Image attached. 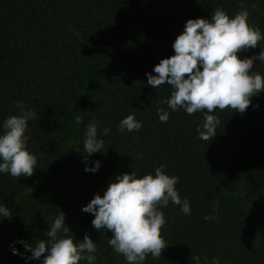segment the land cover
<instances>
[{"label": "trees", "instance_id": "obj_1", "mask_svg": "<svg viewBox=\"0 0 264 264\" xmlns=\"http://www.w3.org/2000/svg\"><path fill=\"white\" fill-rule=\"evenodd\" d=\"M241 4L248 23L264 28V0H0V124L20 113L17 101L37 113L26 131L27 149L37 157L33 175L17 180L0 174V204L12 212L0 220V264H41L43 255L26 260L13 255L10 244L29 257L13 242L47 239L59 212L74 242L88 234L96 243L95 264H126L108 245L111 232L95 230L94 217L81 209L116 176L154 175L161 164L165 174L179 177L175 188L191 214L171 203L160 209L167 247L143 264H194L192 255L201 264L214 257L219 264H264V92L243 114L216 110L220 124L209 143L196 132L203 113L172 112L161 103L170 87L152 89L145 76L174 54L172 43L188 19L210 20L218 7L232 17ZM260 50L264 40L237 55ZM252 71L264 75V65L254 61ZM157 109L169 112L166 123ZM133 110L142 128L119 133V121ZM93 118L99 130L111 129L102 137V153L88 158L100 162L94 174L84 171V154L77 152ZM52 189L47 206L43 193ZM207 215L217 218L206 221Z\"/></svg>", "mask_w": 264, "mask_h": 264}, {"label": "clouds", "instance_id": "obj_2", "mask_svg": "<svg viewBox=\"0 0 264 264\" xmlns=\"http://www.w3.org/2000/svg\"><path fill=\"white\" fill-rule=\"evenodd\" d=\"M241 10L234 16L222 8L212 11L211 19H188L183 31L172 43L174 54L161 59L152 68V73H145L147 86L157 89L167 84L170 97L161 100L162 104L172 112L183 110L191 116L203 113V121L197 126L198 138L211 142L216 136L220 120L214 114L216 110H230L243 114L251 104L252 98L264 92V75L252 71L254 61L264 65V50L252 57L238 58V53L247 52L258 47L264 40L260 29L248 23L249 12L241 4ZM256 8V5H251ZM20 109L18 115L4 119L0 124V174H8L17 180L20 177H31L37 165V157L27 149V125L36 118L37 113L25 109L23 101L15 105ZM258 107V105H257ZM132 114L121 119L117 125L119 133L139 132L142 122ZM160 122L166 123L169 112L157 109ZM77 123H81L77 120ZM99 122L93 118L85 125L82 157L85 172L96 173L100 168L99 161H89L95 153H102L104 140L111 129L99 130ZM209 142V143H210ZM208 143V144H209ZM91 163V167L88 164ZM165 165L156 167L153 174L141 177L137 173L121 174L115 177L106 187L103 195L94 194L93 198L82 207L81 211L94 218L91 225L95 230L111 232L108 245L122 255L126 264H143L151 255L160 258L166 241L161 236V229L166 224L164 213L160 210L169 203L178 206L184 215L191 214L187 198L181 199L175 188L179 177L169 176L164 172ZM219 201H216L218 206ZM216 206L213 212L216 211ZM12 212L0 204V220L11 219ZM207 215L204 219H216ZM65 215L59 212L51 218L47 239L39 240L35 245L24 240L15 241L23 246L29 257H25L12 244L13 255L26 260H41V264H79L86 260L87 264H95L96 243L88 234L82 241L68 236L69 228L64 224ZM194 264H201L198 255H192ZM203 264H208L207 258ZM211 264H219L213 258Z\"/></svg>", "mask_w": 264, "mask_h": 264}, {"label": "rangeland", "instance_id": "obj_3", "mask_svg": "<svg viewBox=\"0 0 264 264\" xmlns=\"http://www.w3.org/2000/svg\"><path fill=\"white\" fill-rule=\"evenodd\" d=\"M158 14H163V12H159ZM154 16V14L152 15H148V19L149 18H151V17H153ZM260 31H261V33L262 34H264V28H262V29H260ZM81 94L82 93H79L78 94V97H77V104H76V106L74 107V113H77V111H78V104H79V102H80V100H81ZM43 195H44V197H45V203H46V205L47 206H49V205H51L52 204V202H53V199H54V196H55V192H54V190L52 189V190H50V191H48V192H45V193H43ZM84 262L85 263H87V261L86 260H84Z\"/></svg>", "mask_w": 264, "mask_h": 264}]
</instances>
